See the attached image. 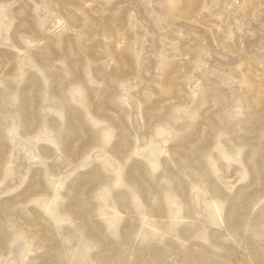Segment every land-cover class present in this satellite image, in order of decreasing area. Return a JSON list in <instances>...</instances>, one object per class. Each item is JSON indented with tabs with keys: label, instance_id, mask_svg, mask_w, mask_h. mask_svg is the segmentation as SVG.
<instances>
[{
	"label": "rangeland",
	"instance_id": "rangeland-1",
	"mask_svg": "<svg viewBox=\"0 0 264 264\" xmlns=\"http://www.w3.org/2000/svg\"><path fill=\"white\" fill-rule=\"evenodd\" d=\"M0 264H264V0H0Z\"/></svg>",
	"mask_w": 264,
	"mask_h": 264
}]
</instances>
